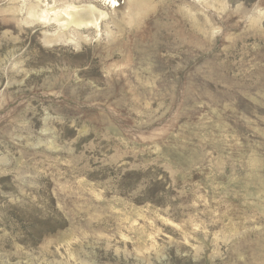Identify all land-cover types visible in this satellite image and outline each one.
<instances>
[{"label": "rangeland", "instance_id": "obj_1", "mask_svg": "<svg viewBox=\"0 0 264 264\" xmlns=\"http://www.w3.org/2000/svg\"><path fill=\"white\" fill-rule=\"evenodd\" d=\"M35 1L0 0V264H264V0Z\"/></svg>", "mask_w": 264, "mask_h": 264}, {"label": "bare ground", "instance_id": "obj_2", "mask_svg": "<svg viewBox=\"0 0 264 264\" xmlns=\"http://www.w3.org/2000/svg\"><path fill=\"white\" fill-rule=\"evenodd\" d=\"M99 2H102V5L109 8L118 6L116 0H99ZM28 12L30 16L37 18L44 24H54L61 30H71L72 33L82 30L87 31L91 28L98 29L99 21L107 17L105 11L98 9L90 3L84 5H74L71 3L58 9L55 6H48L46 0H36L34 4H30Z\"/></svg>", "mask_w": 264, "mask_h": 264}, {"label": "built area", "instance_id": "obj_3", "mask_svg": "<svg viewBox=\"0 0 264 264\" xmlns=\"http://www.w3.org/2000/svg\"><path fill=\"white\" fill-rule=\"evenodd\" d=\"M119 1H120V0H116V2H117L116 4H119Z\"/></svg>", "mask_w": 264, "mask_h": 264}]
</instances>
